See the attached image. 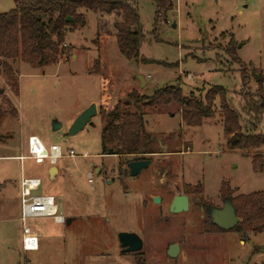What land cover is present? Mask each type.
Segmentation results:
<instances>
[{"label":"rangeland","instance_id":"1","mask_svg":"<svg viewBox=\"0 0 264 264\" xmlns=\"http://www.w3.org/2000/svg\"><path fill=\"white\" fill-rule=\"evenodd\" d=\"M122 1L137 12L143 35L139 52L146 63L128 62L119 53L114 26L120 15L84 8L78 11L83 20L66 28L64 53L54 62L35 67L17 59L7 68L0 62V264H264V234L243 239L233 231L207 232V214L223 206V187L232 198L264 196V160L254 166L256 151L229 149L235 136L223 133L218 99L213 117L194 128L185 126L178 103L132 107L130 112L143 114L156 152L136 177L126 175L127 158L101 155L105 123L98 115L102 76L109 97L121 101L133 91L149 97L177 83L183 97L203 100L211 88L222 87L230 109L247 127L243 97L259 86L264 91V0H170L171 9L161 18L152 0ZM16 7L14 0H0V14ZM230 44L247 67V85L241 66L227 53ZM91 104L97 105L91 124L69 136L73 121ZM54 123L61 128L53 131ZM255 133L264 134V116ZM32 135L46 149L57 145L64 155L72 149L75 157L63 159L50 178L47 163L27 158ZM259 153L264 158V151ZM16 156L26 159L20 163ZM21 178L41 179L34 194L53 196L59 215L73 220L69 226L29 220L39 235L36 252L21 251ZM176 195L188 197L187 211L170 212ZM121 232L139 237L142 249L123 253L117 241ZM172 244L179 246L173 259L166 255Z\"/></svg>","mask_w":264,"mask_h":264},{"label":"trees","instance_id":"2","mask_svg":"<svg viewBox=\"0 0 264 264\" xmlns=\"http://www.w3.org/2000/svg\"><path fill=\"white\" fill-rule=\"evenodd\" d=\"M156 3V18H161L171 9L170 0H152ZM17 7L11 12L0 14V62L4 68L9 62L22 59L35 67H43L60 58L64 49L61 46L66 28L76 26L83 20L80 9L104 15H120L121 22L115 24V38L119 53L128 62L146 63L139 52L143 35L136 10L122 0H14ZM70 18L71 21L66 20ZM233 45L227 48L231 60L241 66V80L248 82L247 67L234 53ZM102 89L98 115L105 123L101 130V155L125 157L129 162L151 160L153 137L146 132V122L139 110L166 107L175 102L180 105V118L188 127H199L203 118L214 115L215 100L219 101V111L223 118V133L235 136L236 142H228L229 149L256 151L252 163L259 164L264 151V134L255 133L264 116V91L261 86L253 94L243 97L245 105L242 112L249 117L247 127H242L239 113L230 109L226 91L222 87L211 88L203 100L194 95L182 96L179 83L157 89L151 96L140 95L137 91L128 94L124 101L112 100L108 93L106 79L100 77ZM263 78L258 82L261 84ZM132 107L137 111L130 112ZM152 150V151H151ZM145 155H149L146 158ZM126 175L130 172L125 169ZM224 197L233 204L240 223L231 231L245 239L248 233L264 234V196L258 192L253 195L232 198L229 189L222 188ZM207 232L223 233L214 224ZM141 263V262H140ZM143 264V263H141Z\"/></svg>","mask_w":264,"mask_h":264},{"label":"built area","instance_id":"3","mask_svg":"<svg viewBox=\"0 0 264 264\" xmlns=\"http://www.w3.org/2000/svg\"><path fill=\"white\" fill-rule=\"evenodd\" d=\"M27 158L36 164L47 163L56 166L67 157H75L74 151L68 149L64 155L63 149L57 145H51L48 149L34 135L27 138ZM20 163L26 159L23 156H16ZM15 158V159H16ZM42 184L41 179L21 178L18 184L19 198V223L21 226L20 243L23 252H36L39 249V236L27 225L29 220L35 218H48L57 224H64L65 218L59 215V208L53 196L35 195ZM34 194V195H33Z\"/></svg>","mask_w":264,"mask_h":264},{"label":"water","instance_id":"4","mask_svg":"<svg viewBox=\"0 0 264 264\" xmlns=\"http://www.w3.org/2000/svg\"><path fill=\"white\" fill-rule=\"evenodd\" d=\"M66 20L71 21L70 18H67ZM172 27H175L173 24ZM252 77H254L255 81L258 82L260 79V74H256L254 69L251 71ZM141 84L145 83L143 78L139 77ZM0 93L2 91L0 90ZM97 114L96 105L91 104L89 108L83 111L73 122L71 127L69 128L68 135L74 136L80 131L83 130V128L87 124H91L90 120L93 116ZM61 128V125L58 123H54L52 126L53 131H57ZM236 141V138L231 139V144H233ZM264 160V158H263ZM150 160H137L136 162H129L127 164V169L130 172L131 177H136L141 170L146 169L150 165ZM56 168L54 166H51L48 170V174L50 178L54 177V174L56 173ZM153 202L158 204L159 198L154 197ZM171 207L170 212L171 213H181L188 210L189 204H188V197L185 195H176L173 197L171 201ZM213 213L210 216L209 213L207 214L210 217L211 223L214 224L219 230L223 231H231L234 229L239 223L240 220L237 217L236 210L231 203L230 200H227L224 202L222 208L220 209H213ZM70 219L66 220V225H69ZM117 241L119 242L120 248H122V252L124 253H138L143 247V241L137 237L135 234L132 233H126L121 232L117 235ZM179 252V246L176 244H172L167 252L166 255L170 258L177 257V254Z\"/></svg>","mask_w":264,"mask_h":264},{"label":"crops","instance_id":"5","mask_svg":"<svg viewBox=\"0 0 264 264\" xmlns=\"http://www.w3.org/2000/svg\"><path fill=\"white\" fill-rule=\"evenodd\" d=\"M146 84V83H145ZM96 105V104H95ZM96 110H97V105H96ZM97 115V114H96ZM85 156V155H84ZM57 166V165H56ZM56 166H54L55 168H56ZM48 167H49V165H48ZM51 167V166H50ZM50 167H49V169H50ZM48 169V170H49ZM48 170H47V173H48ZM57 170V169H56ZM57 172V171H56ZM98 171H96V173H97ZM58 206V205H57ZM19 215H20V213H19ZM64 217V216H63ZM18 219H19V217H18ZM69 220V219H68ZM18 221V220H17ZM19 222V221H18ZM53 222V221H52ZM53 223H55V222H53ZM73 223V220L72 219H70V222H69V225H71ZM55 224H57V223H55ZM64 225H66V219H65V223H64ZM69 225H67V226H69ZM33 231V230H32ZM33 232H36V231H33ZM20 236H21V234H20ZM39 236V235H38ZM20 240V239H19ZM38 243H39V240H38ZM243 243V242H242ZM39 248H40V243H39ZM39 250V249H38ZM37 250V251H38ZM21 251H22V249H21ZM23 252V251H22ZM23 253H28V252H23Z\"/></svg>","mask_w":264,"mask_h":264},{"label":"flooded vegetation","instance_id":"6","mask_svg":"<svg viewBox=\"0 0 264 264\" xmlns=\"http://www.w3.org/2000/svg\"><path fill=\"white\" fill-rule=\"evenodd\" d=\"M227 200H229V199H227V198H224V200H223V202H222V203L224 204V202H225V201H227ZM121 251H122V248H121ZM123 253H124V252H123Z\"/></svg>","mask_w":264,"mask_h":264}]
</instances>
